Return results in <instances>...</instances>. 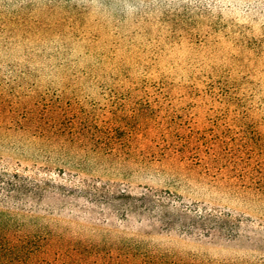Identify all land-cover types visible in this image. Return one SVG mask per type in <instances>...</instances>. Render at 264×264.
I'll return each instance as SVG.
<instances>
[{
  "label": "rangeland",
  "instance_id": "374dc122",
  "mask_svg": "<svg viewBox=\"0 0 264 264\" xmlns=\"http://www.w3.org/2000/svg\"><path fill=\"white\" fill-rule=\"evenodd\" d=\"M0 264H264V0H0Z\"/></svg>",
  "mask_w": 264,
  "mask_h": 264
}]
</instances>
